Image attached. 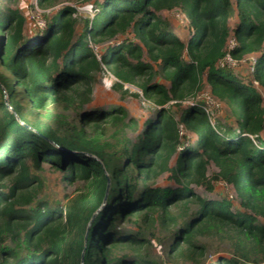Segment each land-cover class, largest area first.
Wrapping results in <instances>:
<instances>
[{
	"label": "trees",
	"instance_id": "16d2710c",
	"mask_svg": "<svg viewBox=\"0 0 264 264\" xmlns=\"http://www.w3.org/2000/svg\"><path fill=\"white\" fill-rule=\"evenodd\" d=\"M74 1L98 6L79 33L78 10L63 6L32 38L17 9L0 7V66L12 74L0 72L7 95L5 101L0 90V264H163L150 249L152 240L163 245L160 230L173 260L264 264V99L256 87L264 88V0ZM174 10L186 17L187 39L160 15ZM130 33L133 40L122 39L99 59L95 48ZM228 53L238 63L249 58L247 82L220 66ZM153 64L169 87L156 81ZM107 66L116 91L127 95L126 86H136L158 108L145 131L124 109H86ZM205 77L236 128L213 125L200 102L185 106ZM58 108L76 117L71 122ZM181 128L195 134L194 146ZM211 163L218 169L212 176ZM47 165L80 184L61 207L39 198ZM163 175L176 187L159 186ZM217 183L235 190L242 210L192 188L212 192ZM118 218L126 228L109 233ZM214 238L229 242L230 256L209 261L204 240Z\"/></svg>",
	"mask_w": 264,
	"mask_h": 264
},
{
	"label": "rangeland",
	"instance_id": "374dc122",
	"mask_svg": "<svg viewBox=\"0 0 264 264\" xmlns=\"http://www.w3.org/2000/svg\"><path fill=\"white\" fill-rule=\"evenodd\" d=\"M102 2L103 0H97ZM7 6L11 9H17L21 15L25 19V33L28 37L32 38L40 34L47 27V22L52 19V17L56 14V12L61 9L63 6H72L78 10L77 18V32L79 33L82 26V21L86 19H92L98 12V6L92 2H76V1H67L62 0L59 4L55 6H49L48 8H42L40 6L39 0H0V7ZM162 18L166 19L170 22L171 30L175 34V36L180 38L187 39L188 31L185 29L186 17L180 10L174 11H163L160 13ZM232 23V21H231ZM232 25V24H231ZM122 39L133 40V34L130 33L122 38H118L114 41L107 42L98 48H95V52L97 53L99 59H102L103 56H106L108 47L113 48L118 45L119 42H122ZM144 61L150 62L147 53L144 55ZM108 63V62H107ZM107 65V64H106ZM156 71L159 73V77L156 78V81L164 84L166 87L170 86V81L166 79L165 73L161 71V68L158 64H153ZM234 74L239 77V79L247 82L251 78L252 69L250 66L249 58L248 60L240 61L236 66L230 68ZM0 72H2L6 78L10 79L12 74L9 68H3L0 66ZM98 83L94 88V95L92 102L86 106V109H100V110H111V109H124L126 110L131 117L135 118L140 125V132L145 131L147 129L144 127V122L148 120L155 119L156 113L158 112V108L155 103L149 102L143 96L141 90H139L136 86L127 85L126 89L129 90V94L123 95L119 91H116L113 87L116 83V78L114 77L111 67H106L105 72L98 75ZM19 91V98L22 103L25 105L28 103L24 99L23 93L24 90L22 87L16 85ZM256 87L260 94L264 99V88L260 87L256 84ZM0 90L4 93V100H7V95L5 94L2 86L0 85ZM21 93V94H20ZM134 93H138L139 96H134ZM0 99L1 92H0ZM202 103L208 112L210 113V119L213 125H220L222 128H236L237 123L236 119L233 116L231 109L219 99L215 98L211 94V87L206 81V77L204 79V88L202 92L196 97L189 100L185 106L189 105V103ZM166 109L170 110L173 115L178 113V108L175 106H165ZM37 112V109L34 110ZM40 113L45 114L46 111L40 109ZM57 113L64 115L69 121H73L74 117H76V113L73 110L65 111L61 108L56 110ZM181 135L185 136L187 145L194 146L196 142V136L190 131H186L183 128ZM88 132L92 131L88 129ZM264 138V134L262 136ZM218 171L217 167L211 163L208 167V174L210 176L214 175ZM40 176L43 181V189L39 198L47 201L52 207H61L65 203V199L67 196H71L77 192L80 188V184H72L65 182L63 180V175L60 172L53 171L48 165L45 166L43 172L40 173ZM159 186H169L172 188L176 187V184L168 179L167 175H163L157 182ZM192 188L195 192L202 197H205L210 200H220L223 197H227L230 201H232V206L234 211L242 210L239 205V199L237 198V194L235 190L231 186H226L224 184H216L215 189L212 192L205 190L203 187L192 185ZM135 194L132 196L131 200H133ZM119 226L122 229L126 228L127 220L118 218L115 223L109 227V233L113 230L114 226ZM157 237L164 240L163 245L158 244L156 241H151V254L155 258L159 259L163 264H191L188 262H184L180 259H171L168 255V246L170 240L168 239V235L164 231H159L157 233ZM204 243L208 245V257L209 261H214L220 257H228L230 256L231 246L229 242L221 240L219 238H214L210 240H204ZM101 253V252H100ZM100 256V254H99ZM254 264V263H248Z\"/></svg>",
	"mask_w": 264,
	"mask_h": 264
},
{
	"label": "built area",
	"instance_id": "2783aa9c",
	"mask_svg": "<svg viewBox=\"0 0 264 264\" xmlns=\"http://www.w3.org/2000/svg\"><path fill=\"white\" fill-rule=\"evenodd\" d=\"M235 41L234 40H231L230 42H229V44H228V50H231V49H233L234 48V46H235ZM238 64V61L235 59V58H233L232 56H231V54L230 53H228V54H226V56L224 57V59L220 62V66L221 67H229V68H231V67H234V66H236ZM189 101H187L186 103H188ZM192 104H195V103H192V102H190L189 103V105H192ZM202 107H203V109L205 110V112L208 114V115H210V113L208 112V110L206 109V107L202 104ZM181 133H182V130H181Z\"/></svg>",
	"mask_w": 264,
	"mask_h": 264
},
{
	"label": "water",
	"instance_id": "95a60500",
	"mask_svg": "<svg viewBox=\"0 0 264 264\" xmlns=\"http://www.w3.org/2000/svg\"><path fill=\"white\" fill-rule=\"evenodd\" d=\"M6 105H8L7 102H6Z\"/></svg>",
	"mask_w": 264,
	"mask_h": 264
}]
</instances>
